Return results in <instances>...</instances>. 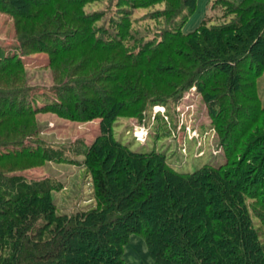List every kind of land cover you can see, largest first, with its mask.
<instances>
[{"label":"trees","instance_id":"trees-1","mask_svg":"<svg viewBox=\"0 0 264 264\" xmlns=\"http://www.w3.org/2000/svg\"><path fill=\"white\" fill-rule=\"evenodd\" d=\"M196 1L0 0L18 41L0 46V264H123L132 233L156 264H264V0H213L226 20L185 33ZM70 52L78 62L60 69ZM31 53L58 61L55 98L28 85L22 58ZM81 72L89 75L71 77ZM189 86L207 101L222 163L179 171L164 152L112 135L123 113L168 107ZM46 108L101 119L83 153L71 150L83 156L94 206L57 213L59 182L23 173L35 161H70L26 120Z\"/></svg>","mask_w":264,"mask_h":264},{"label":"rangeland","instance_id":"rangeland-1","mask_svg":"<svg viewBox=\"0 0 264 264\" xmlns=\"http://www.w3.org/2000/svg\"><path fill=\"white\" fill-rule=\"evenodd\" d=\"M212 1H196L195 11L182 26L183 32L194 30L203 20H206L208 25L226 20L222 17V6L212 5ZM87 8L88 11L93 10ZM144 10L133 11V16L140 15ZM147 23L153 25L152 22ZM139 25L143 28L146 22L141 21ZM14 28L13 18L0 12V46L10 47L18 44ZM72 54L74 52L64 56L70 61ZM99 57L104 58L103 55H98ZM48 58L45 53H31L22 59H25L26 63L25 76L28 85L39 93L45 90L55 98L51 88L61 77H57L58 74L55 73L59 68L58 61L49 67ZM67 58L61 63L60 69H70L78 62L74 60L69 63ZM85 75L89 73L81 72L71 77L79 79L78 77ZM256 89L261 103L264 104V71L256 80ZM40 103L42 104V101ZM156 106H159V109L155 108ZM141 113V116L123 113L115 120L111 131L116 139L127 144L132 150L148 152L154 149L164 152L167 162L183 172H192L204 163L219 164L224 161L219 134L214 121L208 115L207 101L196 86L186 87L176 103L171 102L168 107L155 105L150 114L148 108ZM26 120L30 127H36V139L49 146H60L66 151L69 149L71 157L66 163L35 161L37 165L24 170L23 173L30 178L50 176L59 182V190L52 192L57 213H70L94 206L91 177L82 163L83 156L75 158L71 150L74 153H83V149L101 134V119L71 120L46 108L29 115ZM136 131L142 133L143 137L138 138ZM123 258V264H156L149 254L144 237L136 233L130 234L124 245Z\"/></svg>","mask_w":264,"mask_h":264},{"label":"built area","instance_id":"built-area-1","mask_svg":"<svg viewBox=\"0 0 264 264\" xmlns=\"http://www.w3.org/2000/svg\"><path fill=\"white\" fill-rule=\"evenodd\" d=\"M155 108L159 109V106H156ZM155 110H156V109H155ZM135 134H136V136H137L138 138H142V137H143L142 133H140L139 131H138V132L136 131ZM137 137H136V138H137Z\"/></svg>","mask_w":264,"mask_h":264},{"label":"crops","instance_id":"crops-1","mask_svg":"<svg viewBox=\"0 0 264 264\" xmlns=\"http://www.w3.org/2000/svg\"><path fill=\"white\" fill-rule=\"evenodd\" d=\"M209 2V0H207Z\"/></svg>","mask_w":264,"mask_h":264}]
</instances>
